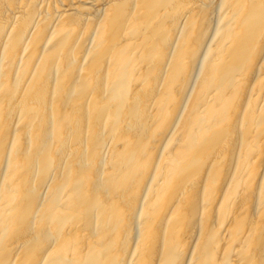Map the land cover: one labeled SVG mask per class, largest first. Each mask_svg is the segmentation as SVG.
<instances>
[{"label": "bare ground", "instance_id": "6f19581e", "mask_svg": "<svg viewBox=\"0 0 264 264\" xmlns=\"http://www.w3.org/2000/svg\"><path fill=\"white\" fill-rule=\"evenodd\" d=\"M0 264H264V0H0Z\"/></svg>", "mask_w": 264, "mask_h": 264}]
</instances>
